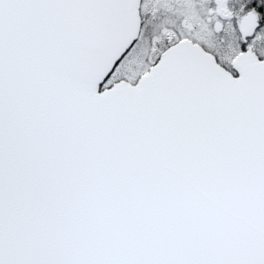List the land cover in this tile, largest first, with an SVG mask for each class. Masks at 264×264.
<instances>
[{
    "label": "snow or ice",
    "instance_id": "snow-or-ice-1",
    "mask_svg": "<svg viewBox=\"0 0 264 264\" xmlns=\"http://www.w3.org/2000/svg\"><path fill=\"white\" fill-rule=\"evenodd\" d=\"M0 264H264V0H0Z\"/></svg>",
    "mask_w": 264,
    "mask_h": 264
}]
</instances>
